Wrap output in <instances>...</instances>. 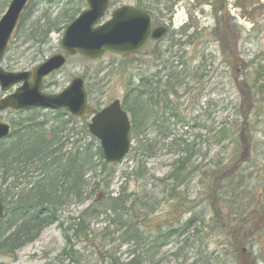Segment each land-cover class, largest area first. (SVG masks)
Wrapping results in <instances>:
<instances>
[{"label":"rangeland","instance_id":"374dc122","mask_svg":"<svg viewBox=\"0 0 264 264\" xmlns=\"http://www.w3.org/2000/svg\"><path fill=\"white\" fill-rule=\"evenodd\" d=\"M129 1L110 0L108 12ZM9 2L0 0V16ZM155 4L165 20H171L170 33L161 43H152L137 55L109 52L97 60L70 56L61 69L45 78V91L57 93L73 77H83L90 91L87 123L92 109L121 100L142 76L165 65L164 72L182 73L185 84H177L176 94L168 97L173 105H179V118L169 117L164 123L167 128L148 126L146 134L131 135L130 151L113 165L115 173L107 177L110 185L106 191L115 193L121 184L128 191L143 190L139 195H148L155 202L148 216L152 225L171 217H203L194 235L183 232L161 249L158 264H264V230L260 228L264 226V0H158ZM30 5L35 16L43 8L52 16L60 10L55 1L30 0ZM63 30L51 32L43 45L14 31L1 67L12 72L30 70L60 51ZM159 53L161 58L156 56ZM176 58L181 64H176ZM4 93L0 91V98ZM17 116L9 109L0 112L4 122ZM166 129L176 138L196 140L198 150L192 156L191 172L170 181L177 198L169 196L171 187L164 185L174 158L179 156L166 147L168 139L158 134L157 130ZM155 139L159 143L143 160L139 148ZM75 140L70 136L67 149ZM142 163L145 174L137 178L134 173L142 169ZM179 203L183 206L178 214L172 206ZM87 204L63 210L62 226L57 222L43 228L36 239L17 249L14 257L1 256L0 264H77L78 259L82 264H108L111 253L123 259L127 246H119L117 251L112 236L100 234V222H94L93 232L85 237L72 239V252L69 247L64 251L66 216L77 214ZM244 211L247 217L242 219H253L258 231L250 227L243 233L234 230L243 222L239 217ZM138 221L142 223L144 216Z\"/></svg>","mask_w":264,"mask_h":264},{"label":"trees","instance_id":"16d2710c","mask_svg":"<svg viewBox=\"0 0 264 264\" xmlns=\"http://www.w3.org/2000/svg\"><path fill=\"white\" fill-rule=\"evenodd\" d=\"M45 1L59 3V12L52 16L48 9L43 8L35 16L29 1L14 30L20 37L35 40L39 45H43L51 32L64 29L86 5L84 0ZM150 1L158 7L155 4L158 0ZM166 9L171 13L172 9ZM156 56L161 58L160 53ZM175 60L177 65L181 64L178 58ZM166 67L150 76H142L137 86L123 95L122 107L130 118V137L146 134L148 126L165 128L164 123L169 117L179 118V105H173L168 97L175 95L178 91L176 85L185 84V80L180 78V72H164ZM87 93L89 96L88 88ZM167 108L170 110L166 117ZM15 113L18 116L9 122V135L0 140V200L5 209L0 219V257H14L15 251L36 239L43 228L57 222L62 226V211L85 202L88 204L83 210L66 216L68 224L62 227L66 238L64 251L69 247L72 252V239L85 237L93 232L91 226L94 222H100L103 223L100 234L104 238L111 235L117 242V251L119 246H127L123 259L111 253L108 264H158L162 248L183 232L194 235L204 222L203 217L195 214L185 220L171 217L152 225L148 216L152 214L155 202L148 195H139L145 193L143 190L128 191L121 184L115 193L106 191L110 185L107 177L114 175L112 168L115 163L105 160L99 141L87 130L85 116L77 119L62 109L45 111L38 107ZM157 131L164 140L168 139L166 147L179 154L174 158L172 171L164 184L171 187L169 196L177 198L176 187L170 181H178L194 168L191 160L198 152L196 140L176 138L167 129ZM70 136L76 140L74 146L67 149ZM158 141L155 139L142 144L139 156L143 160L146 155L150 156L149 151L156 147ZM142 170L144 164L142 169H136L134 174L137 178H143L145 173ZM182 206L179 203L172 207L179 214ZM141 215L144 216L142 223L138 221ZM241 215L239 218L243 222L234 229L237 233L256 229L253 219H242L247 217L245 211ZM260 228L264 230V226ZM76 262L82 264L79 259Z\"/></svg>","mask_w":264,"mask_h":264},{"label":"water","instance_id":"95a60500","mask_svg":"<svg viewBox=\"0 0 264 264\" xmlns=\"http://www.w3.org/2000/svg\"><path fill=\"white\" fill-rule=\"evenodd\" d=\"M29 0H10L6 11L0 16V63L11 34L18 24ZM85 9L69 22L59 41L60 52L50 55L30 70L8 71L0 65V91L13 92L0 98V111L6 108L26 110L32 107L63 109L75 118L88 111V98L84 80L73 77L57 93H45L44 78L60 69L66 55L77 53L85 58L98 59L106 52L130 54L140 51L149 40L159 39L167 31L165 26L153 27L150 16L130 4L121 5L106 15L108 0H84ZM87 130L100 144L107 162H119L130 151V118L121 108L119 99L112 100L90 116ZM10 131L9 123L0 121V140ZM0 200V218L4 213Z\"/></svg>","mask_w":264,"mask_h":264},{"label":"flooded vegetation","instance_id":"af4514ba","mask_svg":"<svg viewBox=\"0 0 264 264\" xmlns=\"http://www.w3.org/2000/svg\"><path fill=\"white\" fill-rule=\"evenodd\" d=\"M122 4H130L140 10H143L150 16L153 27L165 26L168 31L164 36H162L158 40H153V39L149 40L148 43L142 49H140V51L137 52V54H141L142 51L146 50L147 47L154 42L161 43V40L169 35L171 20H165V15L160 13L161 11L158 12V10H156L158 8L153 3H151L150 0H130L128 3H120L117 6H120Z\"/></svg>","mask_w":264,"mask_h":264},{"label":"bare ground","instance_id":"6f19581e","mask_svg":"<svg viewBox=\"0 0 264 264\" xmlns=\"http://www.w3.org/2000/svg\"><path fill=\"white\" fill-rule=\"evenodd\" d=\"M167 29V28H166ZM167 31V30H166Z\"/></svg>","mask_w":264,"mask_h":264}]
</instances>
